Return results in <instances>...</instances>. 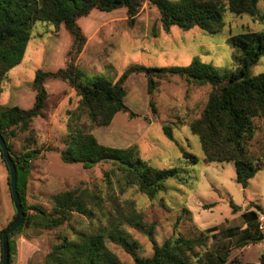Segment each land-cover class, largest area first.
<instances>
[{
    "label": "rangeland",
    "instance_id": "1",
    "mask_svg": "<svg viewBox=\"0 0 264 264\" xmlns=\"http://www.w3.org/2000/svg\"><path fill=\"white\" fill-rule=\"evenodd\" d=\"M258 9L264 15V0H259ZM160 18L159 11L146 2L134 21L124 7L111 12L93 10L78 20L86 42L81 53L71 56L74 39L64 25L57 29L43 22L32 24L23 61L9 71L1 84L0 109L31 108L35 103L33 83L38 71L55 73L73 65L88 76H102L112 84L127 76L124 102L138 117L118 113L109 126L92 127L91 133L104 146L135 149L154 169H177L183 181L167 180L164 190L151 199L136 186H123L122 192L118 184L122 183V177L114 173L112 164L85 169L80 164H65L56 152L40 156L30 163L23 194L28 214L33 213L34 207L52 212L54 196L77 188L90 189L103 201L92 217L74 214L57 229L24 225L11 235L14 242L11 264H47V257L61 244V238L76 240L79 234L100 233L110 225L108 217H114L116 208L128 216L121 228L137 244L135 252L129 254L107 241L109 250L124 264H134L136 257L151 258L156 246L173 237L196 239L212 228L215 231L209 233L207 247L199 249L203 255L197 264H264V239L247 237L243 230L248 225L242 217L247 211L256 212L258 229L264 236V228L260 229V224L264 226V118L254 120L256 132L249 142L250 151L261 160V170L243 186L236 182L233 162L206 161L200 139L191 131V123L201 117L207 106L210 85L198 86L178 76L161 75L152 96L157 109L154 115L146 75L140 71L129 74L132 68L188 67L196 58L219 71L236 73L230 38L248 32L264 33V20L227 11L223 15V31L210 34L199 28L184 31L177 27L166 32ZM250 74H264V56ZM45 89L48 101L44 115L36 118L28 131L8 136L14 158L31 150L44 154L49 148H64L68 112L78 110L80 97L73 87L59 79L48 80ZM82 123L90 125L86 116ZM183 152L196 156L198 162L186 159ZM109 179L114 189L110 188ZM109 195L115 197L114 203ZM232 206L238 207V211L234 212ZM15 216L9 172L0 152V234ZM254 232L252 229L250 233ZM240 239L246 240V245ZM220 250L229 253L226 263L217 259ZM1 261L0 235V264Z\"/></svg>",
    "mask_w": 264,
    "mask_h": 264
},
{
    "label": "trees",
    "instance_id": "2",
    "mask_svg": "<svg viewBox=\"0 0 264 264\" xmlns=\"http://www.w3.org/2000/svg\"><path fill=\"white\" fill-rule=\"evenodd\" d=\"M143 2L159 11L162 27L166 32L177 27L184 31L199 28L210 34L221 33L225 27L223 15L227 11L236 16L249 15L254 19L264 20V15L258 9L259 0H0V94L1 84L9 71L23 61L34 22L47 23L57 29L64 25L74 39L69 53L71 56L81 53L86 42L78 25L80 18L88 16L93 10L111 12L124 7L134 21ZM229 43L235 50L233 60L237 65L236 73L219 71L196 58L188 67L132 68L129 74L140 71L146 75L151 97L150 108L154 115L157 114V109L152 96L161 75L178 76L198 86L210 85L212 91L207 106L201 117L191 123V131L199 137L207 162H233L236 166V182L247 186L261 170V160L252 154L249 142L256 132L254 120L264 118V74L251 76L250 72L264 56V33L248 32L236 35L230 38ZM126 78L124 76L120 82L112 84L102 76H88L73 65L55 73L38 71L33 83L36 97L32 107L0 109V134L12 154L8 136L16 137L17 134L28 131L32 122L42 117L47 109L48 94L45 83L48 80L59 79L67 82L80 97L78 110L68 112V135L63 149L49 148L44 154L31 150L18 158L12 157L17 167L18 191L25 212L24 224L20 228L28 225L57 229L67 224L74 214L92 217L93 211L101 207L103 199L95 192L87 188H77L54 196L52 212L47 213L34 207L33 213L28 214L23 194L28 183L30 163L40 156L45 157L47 153L56 152L65 164H80L85 169L104 163L112 164L114 173H120L122 177V183L118 182L122 192L123 186H136L151 199L164 190L167 180L183 181L177 169H154L139 157L135 149L104 146L91 133L92 127L109 126L118 113L129 114L131 118L138 117L130 112L124 102ZM84 116L89 126L82 123ZM165 130L170 135L168 128ZM183 154L191 162H198L196 156L187 152ZM2 160L4 161L3 158ZM106 178H110V173L106 174ZM107 181L110 188L114 189L111 180ZM109 200L114 203L115 197L109 195ZM232 207L234 212L239 209ZM257 209L260 210V207ZM114 213V217H108L110 225L101 229L100 233L79 234L76 240L61 238V244L47 257L46 263L124 264L109 250L107 241L120 246L129 254L135 252L137 244L131 242L121 228L122 223L128 221V216L118 208ZM257 216L254 211L243 213L242 217L248 225L243 233L249 238L261 241L264 236L258 229ZM250 229L255 232L250 233ZM214 231L215 228L206 230L196 239L173 237L162 246H156L151 258L136 257L134 264H197L203 255L199 249L207 247L209 233ZM239 241L241 244L247 243L244 239ZM9 242L12 257L14 242L11 241V236ZM228 257V252L220 250L217 253L220 263H226Z\"/></svg>",
    "mask_w": 264,
    "mask_h": 264
},
{
    "label": "water",
    "instance_id": "3",
    "mask_svg": "<svg viewBox=\"0 0 264 264\" xmlns=\"http://www.w3.org/2000/svg\"><path fill=\"white\" fill-rule=\"evenodd\" d=\"M0 151H1V156L4 159L6 166L8 168L9 185L12 194L13 205L16 211V216L13 222L3 232L2 235V264H9L11 257L9 237L24 224L25 212L18 191L17 167L10 154L7 144L1 134H0Z\"/></svg>",
    "mask_w": 264,
    "mask_h": 264
},
{
    "label": "built area",
    "instance_id": "4",
    "mask_svg": "<svg viewBox=\"0 0 264 264\" xmlns=\"http://www.w3.org/2000/svg\"><path fill=\"white\" fill-rule=\"evenodd\" d=\"M264 226L263 224H260V229L263 230Z\"/></svg>",
    "mask_w": 264,
    "mask_h": 264
}]
</instances>
